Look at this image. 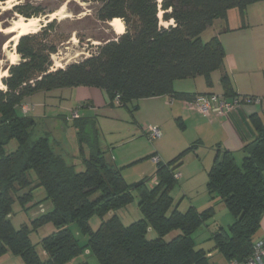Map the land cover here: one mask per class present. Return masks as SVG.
I'll use <instances>...</instances> for the list:
<instances>
[{
    "label": "trees",
    "instance_id": "1",
    "mask_svg": "<svg viewBox=\"0 0 264 264\" xmlns=\"http://www.w3.org/2000/svg\"><path fill=\"white\" fill-rule=\"evenodd\" d=\"M53 1L65 0H25L0 11V17H37L46 14L42 4ZM93 1L99 3L98 22L119 18L125 29L103 39L95 54L52 70L57 46L48 30L53 19L40 31L21 35L15 46L19 60L2 66L7 74L0 79V260L12 255L17 264H71L87 249L100 264H211L207 252L196 248L193 233L214 216L215 205L223 203L233 221L211 234L213 249L243 264L253 251L264 214V130L241 148L240 163L231 151L217 150L207 171L209 205L203 210L190 205L182 211L170 191L179 179L175 173L183 156L197 143L166 162L159 160L152 176L127 184L97 136L88 133L85 121L73 122L78 152L68 162L52 135L36 134V119L19 112V107L33 93L75 86L100 88L116 106L168 94L190 99L188 93L173 90V81L201 75L210 85L211 72L224 65L225 50L218 37L203 40L201 33L214 20L226 18L229 9L237 8L243 16L247 5L263 0ZM55 9H48L47 15ZM80 12L77 5L74 14ZM8 40L0 31V60ZM220 82L225 95L232 94L227 74ZM11 142L13 147L6 149ZM76 156L81 158L79 166ZM151 178L155 182L149 186ZM135 199L140 216L124 223L121 212H128ZM14 201L24 211L38 209L28 225H12ZM92 217L99 218L95 230L90 227ZM73 223L87 234L84 245L70 230ZM48 224L50 230L33 243L31 234Z\"/></svg>",
    "mask_w": 264,
    "mask_h": 264
},
{
    "label": "crops",
    "instance_id": "2",
    "mask_svg": "<svg viewBox=\"0 0 264 264\" xmlns=\"http://www.w3.org/2000/svg\"><path fill=\"white\" fill-rule=\"evenodd\" d=\"M213 36H217L223 45L225 57L223 69L211 72V84L208 85L201 75L173 81V90L188 93L191 95L190 99L168 94L135 100L127 106H116L100 88L75 86L28 95L23 99L19 112L24 113L23 106L31 108L27 113L37 121L36 134L46 131L52 135L51 129H55L62 137L75 136L73 122L77 119L85 121L88 133L97 138L99 131L104 132L107 124L121 123L128 127V131L125 129L126 135L119 138L123 150L116 153V149L111 151L105 146L108 156L111 155L110 159L117 167L118 161L127 160L133 163L142 160L138 165L145 163L147 171L152 169V175L156 170V163L154 167L149 155L154 154L166 162L191 144L197 143L193 150L183 156L182 164L177 169L180 174L179 189L184 195L191 190L206 191V182H202L204 179L207 181V171L216 157L217 150L231 151L240 163L241 148L264 130V0L247 5L243 16L237 8L229 9L226 18L214 20L201 33L204 40ZM223 73L227 74L231 83L230 95H225L220 82ZM209 93L221 95L229 101L240 96L260 97L263 101L242 103L227 115H204L198 110V105L203 96ZM74 110L77 111L78 118L67 119ZM41 123L45 126L44 130L40 128ZM133 126L136 127L134 130ZM148 126H156L161 131V137L155 139L158 142L151 148L138 138L141 130L144 132ZM53 139L63 149V145L61 146L54 137ZM72 146L75 147V153L76 146L74 143ZM186 162L189 163L188 166ZM145 177L147 176L139 180ZM151 179L154 184V178ZM174 188L175 186L170 195ZM180 203L181 201L177 203L178 209ZM193 203L190 205L197 210L204 209L198 208L194 201ZM219 204L220 208L224 206L223 203ZM222 210L225 211L221 209V212ZM222 215L223 218H219L221 222L214 216L197 229L201 231L200 234L203 233L202 228L208 233V250L203 249L207 252L211 264H229L221 253L213 249L211 239L213 232L218 228L227 229L233 221L228 211ZM211 220L213 221L208 223ZM255 238L264 240V214Z\"/></svg>",
    "mask_w": 264,
    "mask_h": 264
},
{
    "label": "rangeland",
    "instance_id": "3",
    "mask_svg": "<svg viewBox=\"0 0 264 264\" xmlns=\"http://www.w3.org/2000/svg\"><path fill=\"white\" fill-rule=\"evenodd\" d=\"M25 0H10L6 1L4 3H0V11L3 12L5 10L10 9L13 5L18 3H24ZM30 3L34 4L30 1ZM46 8L44 9V13L46 14H39L37 17H30V18H39V21L37 22V29L34 32H38L44 27L49 21L56 19V22L52 24V26L48 30L49 39H51L57 46V51L51 55L52 59V67L51 69L54 70L56 68H63L67 64L79 61L85 57H89L92 54H95L98 51V47L102 44V40L105 38H111L119 35L116 33L112 26L110 24L101 23L96 20L95 12L96 9L99 6V3L93 0L90 1H81V0H65L62 4L59 3V1H53L49 4H42ZM77 5L81 6L82 12L79 14H74V10L77 9ZM57 7L53 13L50 15H47L48 9ZM43 13V12H42ZM29 17L24 16L23 14L18 13H7L3 14L0 17V31H3V33H6L9 37V40L2 46V51L5 55V58L0 60V79L4 74L2 70V66H4L5 62L8 61L9 63H15L19 60V56L15 52V46L17 41L14 40V37L18 34L17 29H10L14 26V23L18 20H27ZM3 24L9 25V27L5 29H1V26ZM164 26H167L168 23L162 22ZM29 34V33H28ZM205 38V35L203 36ZM65 38H68L67 41L63 40ZM204 40V39H203ZM0 88H3L2 83L0 82ZM132 122V121H131ZM48 126V125H47ZM44 124L41 123L40 128L41 130H44ZM136 127L133 126V130ZM125 129L128 131V127L123 126L121 123H113V124H107L105 126V131L100 132L98 134L99 142L102 145V147H108L113 151L116 149V153H120L123 149L121 148L122 144L121 140L119 139L121 135H126ZM147 128L145 129V131ZM52 136L61 143V146L65 150H69L68 144H73V136L66 135V137H62L61 134L55 130L51 129ZM145 131L138 134V138L141 139V142L147 143V145L151 148L158 140H149L145 134ZM130 133V132H129ZM107 140L108 142L106 143ZM14 145V142H11L9 145H7L6 149H11ZM112 154H115V152ZM73 155V154H72ZM111 156V155H110ZM149 160L151 161V164L153 166L155 165V162L151 160L149 157ZM68 162H70L69 159H67ZM75 162L77 166L81 164V158L79 156H76ZM125 162V163H123ZM130 161H118L117 165L121 170V173L123 175L124 180L127 184H133L138 182L140 178L143 176L150 177L152 176V169L150 171H147L146 164H140L138 163L142 162H133L129 163ZM128 163V164H127ZM127 164V165H123ZM189 163L186 162V166H188ZM155 167V166H154ZM150 169V167H149ZM148 169V170H149ZM146 172V173H143ZM205 183L206 180H203ZM197 182H200V177H198ZM147 184L149 186L153 185V180L149 179ZM173 198L174 204H177L181 201L179 205L180 210H185L190 204H194L193 201L199 206L198 208H206V206L210 203V198L206 191L203 189L201 191L198 190H191L186 195L183 194V192L179 189V181L176 182L174 191L171 194ZM136 199L134 200V204L128 208V212H121V216L123 218L124 223H130L133 220H136L140 214L137 212L135 207ZM224 205V204H222ZM132 207L134 210H132ZM224 207V208H223ZM12 213H11V223L14 226V228H19L22 224H29L30 219L32 215H35L38 212L37 208H33L29 211H24L21 209L20 204L17 201H14L12 203ZM221 209H224L225 211ZM133 211V212H132ZM228 208L224 206H221L220 204L215 205V214L214 216L217 218L218 222H221V219L223 218L222 214L227 212ZM229 212V211H228ZM230 213V212H229ZM231 214V213H230ZM213 216V217H214ZM232 216V215H231ZM233 220V216H232ZM213 220L209 221L208 223H211ZM99 225V218L92 217L90 220V227L92 230H95ZM50 225H45L39 228L37 231L33 232L30 236L33 243H37L40 238L46 234L50 230ZM203 233H201L200 230H197L194 234V241L196 248H204L205 250H208L207 239H208V233L206 232L205 228H202ZM70 230L77 238L80 245H84L87 242V234L83 232H79V229L76 224L70 225ZM153 235V234H151ZM212 244V242H211ZM39 252H41L40 246L37 247ZM18 259L15 256L8 255L6 258H3L0 260V264H17ZM71 264H100L98 259L88 250H84V252L79 255L75 260L72 261Z\"/></svg>",
    "mask_w": 264,
    "mask_h": 264
},
{
    "label": "built area",
    "instance_id": "4",
    "mask_svg": "<svg viewBox=\"0 0 264 264\" xmlns=\"http://www.w3.org/2000/svg\"><path fill=\"white\" fill-rule=\"evenodd\" d=\"M263 99L254 96H240L235 97L232 100H227L221 95L209 93L203 96L202 102L198 105V110L204 115H210L214 113L216 115H227L228 113L235 111V109L242 103H260ZM264 102V101H263ZM31 110L30 107L23 106L22 111L27 113ZM77 111L74 110L72 114L67 118H77ZM145 134L149 140H155L161 137V131L156 126H148ZM151 160L157 163L160 159L158 156L153 155ZM175 177L179 178L180 174L175 173ZM229 264H240L236 260H229ZM243 264H264V240H257L254 243L253 251L249 257L246 258Z\"/></svg>",
    "mask_w": 264,
    "mask_h": 264
},
{
    "label": "bare ground",
    "instance_id": "5",
    "mask_svg": "<svg viewBox=\"0 0 264 264\" xmlns=\"http://www.w3.org/2000/svg\"><path fill=\"white\" fill-rule=\"evenodd\" d=\"M10 1V0H7ZM39 18H28L27 20H18L17 22L14 23V26L11 27L10 29H17L18 34L14 37V40H18V38L21 35L24 34H28L30 32H34L37 29V25ZM109 24L112 26L113 30L118 33V34H122L124 32V24L122 23V21L119 18H114L112 19ZM7 72H4V74H6Z\"/></svg>",
    "mask_w": 264,
    "mask_h": 264
},
{
    "label": "flooded vegetation",
    "instance_id": "6",
    "mask_svg": "<svg viewBox=\"0 0 264 264\" xmlns=\"http://www.w3.org/2000/svg\"><path fill=\"white\" fill-rule=\"evenodd\" d=\"M52 137V136H51ZM52 139H53V137H52ZM54 140V139H53ZM73 145V144H72ZM71 144H68L67 146H68V148H69V150L67 151V150H65L63 147V149H61V152H62V154H64V156L66 157V159H71V157H73V153H74V150H75V147H73ZM78 152V151H77ZM75 154V153H74ZM40 208H42L43 209V206H41Z\"/></svg>",
    "mask_w": 264,
    "mask_h": 264
},
{
    "label": "water",
    "instance_id": "7",
    "mask_svg": "<svg viewBox=\"0 0 264 264\" xmlns=\"http://www.w3.org/2000/svg\"><path fill=\"white\" fill-rule=\"evenodd\" d=\"M48 21H51V20H48ZM1 29L3 30V28H1ZM16 44H17V43H16ZM72 139H73V143H74V145L76 146V151H75V153H76V152H77V147H78V145H77L76 135L73 136Z\"/></svg>",
    "mask_w": 264,
    "mask_h": 264
}]
</instances>
